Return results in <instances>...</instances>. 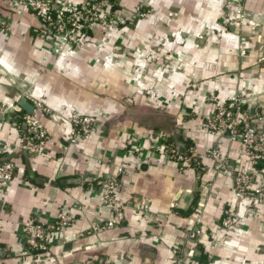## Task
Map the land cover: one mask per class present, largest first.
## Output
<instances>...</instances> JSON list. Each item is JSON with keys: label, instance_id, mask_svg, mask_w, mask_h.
I'll use <instances>...</instances> for the list:
<instances>
[{"label": "crops", "instance_id": "obj_1", "mask_svg": "<svg viewBox=\"0 0 264 264\" xmlns=\"http://www.w3.org/2000/svg\"><path fill=\"white\" fill-rule=\"evenodd\" d=\"M114 9L119 22L59 57L33 13L0 0L9 22L0 27V161L15 165L0 191V264H264V203L236 197L209 154L235 166L240 143L204 128L217 105L243 95L264 130V0H119ZM21 98L49 133L42 155L20 146ZM71 113L97 119L77 144L67 138ZM164 141L188 142L198 163L154 147ZM116 175L124 220L93 233L111 217L95 181ZM183 194L195 196L186 211ZM199 204L205 232L191 239ZM228 209L238 220L219 229ZM59 213L69 224L46 235V251L26 252L23 223Z\"/></svg>", "mask_w": 264, "mask_h": 264}, {"label": "built area", "instance_id": "obj_2", "mask_svg": "<svg viewBox=\"0 0 264 264\" xmlns=\"http://www.w3.org/2000/svg\"><path fill=\"white\" fill-rule=\"evenodd\" d=\"M9 8L17 10L28 9L36 17L41 35L47 39L57 56L71 52L74 47L83 43L88 31L97 27L109 28L119 22L117 10L114 7L119 0H85L81 3L58 0H2ZM236 17L241 18V9H237ZM9 22L0 15V27L7 28ZM243 95H234L224 104L217 105L214 112L204 120V128L212 133L226 132L230 141H239L240 146L233 149L235 166H229L228 156H221L217 151H210L216 160L218 170L228 169L231 188L238 198L246 199L256 205L264 203V130L254 127L250 115L242 108ZM34 107L43 109L39 101ZM22 129L19 130L21 148L30 155H42L50 139L44 125L30 113L20 116ZM70 127L67 138L72 144L86 139L96 127L94 115L71 113L66 117ZM150 138L157 143L156 137ZM154 147L164 152L166 156L177 161L198 163L189 147V156L179 154L172 143L167 141ZM246 161L247 164L244 163ZM15 171L11 160L0 161V191H4L10 184ZM121 172V169H120ZM100 188L102 200L111 210V217L100 225L93 226V233L119 226L125 217L124 205L117 197L119 186L118 176L101 177L96 179ZM202 204L192 213L193 225L188 236L198 239L204 234L202 227ZM238 217L232 209L225 211L219 229H228L236 223ZM69 218L59 213L52 222L44 223L36 217L29 218L23 223L21 233L25 238L26 252L46 251V235L63 229L69 224ZM180 264L182 261L180 260Z\"/></svg>", "mask_w": 264, "mask_h": 264}, {"label": "water", "instance_id": "obj_3", "mask_svg": "<svg viewBox=\"0 0 264 264\" xmlns=\"http://www.w3.org/2000/svg\"><path fill=\"white\" fill-rule=\"evenodd\" d=\"M19 105L27 112L32 113L33 112V106L31 103H29L26 99L21 98L19 100ZM195 196L193 194H183L181 195L177 207L182 210H188L191 206V204L194 201ZM175 207V205H174Z\"/></svg>", "mask_w": 264, "mask_h": 264}, {"label": "trees", "instance_id": "obj_4", "mask_svg": "<svg viewBox=\"0 0 264 264\" xmlns=\"http://www.w3.org/2000/svg\"><path fill=\"white\" fill-rule=\"evenodd\" d=\"M174 145V148L175 150L179 153V154H182V155H186V156H189V143L186 142V141H182L180 143H177V144H173ZM3 160H8V159H3ZM1 160V161H3Z\"/></svg>", "mask_w": 264, "mask_h": 264}]
</instances>
